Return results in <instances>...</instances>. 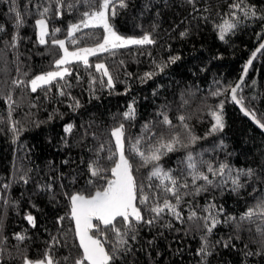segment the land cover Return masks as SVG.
Returning a JSON list of instances; mask_svg holds the SVG:
<instances>
[{
	"label": "trees",
	"instance_id": "trees-1",
	"mask_svg": "<svg viewBox=\"0 0 264 264\" xmlns=\"http://www.w3.org/2000/svg\"><path fill=\"white\" fill-rule=\"evenodd\" d=\"M235 2L195 0L193 5L188 0H125L124 8L117 3V14L109 19L115 30L121 34L151 33L155 42L128 45L113 50L114 54L89 57L92 67L72 61L67 65L72 74L65 80L58 79L32 92L30 86H17L12 81L24 80L27 84L32 75L55 66L60 49L51 44L53 38H63L69 47L93 44L99 40L102 27L82 28L73 34L78 43L72 44L67 37L69 25L89 10L88 3L66 0L75 7L72 10L62 7L63 14L57 15L54 0H0L3 29L0 31V264H24L25 256L30 260L42 257L51 236L60 239L51 253L57 264H73L82 250L75 237L70 201L65 193L84 190L87 195L93 190L86 184L91 178L87 164L95 159L93 150L101 143L115 150L110 130L123 123L125 154L137 184L159 183L155 178L148 180L152 166H143L141 159L128 148L142 135L145 139L141 151L156 144L161 134L165 139L179 134L187 143V133L178 119L181 115L186 117L183 123L200 139L163 156L160 164L172 169L174 175H182L181 182H188L190 187L182 192L194 193L195 188L187 174L191 170L186 162L182 163L188 153L197 162L202 159L213 167L225 163L232 169L251 168L255 175L241 177L245 186L233 192L230 181L218 188L214 185L220 177L208 174L214 185L199 195L184 196L180 205L184 223L165 213L151 226L139 225L136 240H129L132 251L121 255L115 264H264L261 243L264 238L256 231L260 220L245 224L238 233L239 239L230 241L234 247L227 248L216 241H228L229 236L235 237L237 233L230 223L218 224L207 237L210 245H215L207 258L197 254L205 232L195 224L201 222L187 220L190 208L203 215L201 210L210 201L223 206L226 214L239 216L264 198V131L233 102L229 88L264 37V19L260 18L264 14V0H244L243 6L254 5L257 10L255 17L247 18L240 9L229 8ZM44 7L50 8L46 18L51 35L46 37L49 42L41 45L35 32V19ZM12 8L16 11H10ZM232 11L236 12L235 17L227 15ZM17 12L23 21L19 25ZM237 17L240 22L236 28L221 40L218 25L225 19L235 21ZM57 28L61 31L53 33ZM185 31L187 34L181 36ZM173 56L180 59L168 63L163 71L157 69V64L166 63ZM251 59L247 74L243 72L237 99L243 97V106L254 111L264 123V49ZM96 63L107 66L114 87H109L107 77L95 70ZM147 72L155 74L142 79ZM61 89L65 95L60 94ZM216 91L221 94L212 95ZM77 101L79 107H74ZM221 103L225 127L209 134L214 123L210 112ZM130 104L135 108V116L125 120L123 113ZM161 112L172 121L171 128L160 123ZM149 123L152 128L146 132L143 126ZM68 124L73 125L70 133L64 130ZM106 155L107 152L100 153L101 157ZM101 163L104 167L112 166L106 159ZM198 167L206 171V165L198 164ZM96 184L99 188L103 181ZM158 191L145 187L149 195ZM168 198L172 199L170 194ZM141 211L145 212L143 206ZM28 214L35 217V227L25 219ZM62 216L67 218L57 224V217ZM219 219L223 221L225 215L221 214ZM169 222L171 227L167 226ZM17 234L25 239H17ZM107 235L105 248L111 249L115 240L112 234ZM248 252L253 254L247 255Z\"/></svg>",
	"mask_w": 264,
	"mask_h": 264
},
{
	"label": "snow or ice",
	"instance_id": "snow-or-ice-1",
	"mask_svg": "<svg viewBox=\"0 0 264 264\" xmlns=\"http://www.w3.org/2000/svg\"><path fill=\"white\" fill-rule=\"evenodd\" d=\"M56 5V14L62 15L60 11L62 7H67L72 10L75 7L74 3H66V0H54ZM86 2L89 5V10L82 13V18L79 23L71 24L67 31V37L72 44H77V40L73 34L80 31L82 28L89 27H102L104 35L100 42H97L94 47H77L74 51H69L65 46V40L55 39L51 40V44L57 45L59 49L63 50V55L54 60L55 70L47 71L41 74L35 75L27 84L24 80H13L12 83L20 86H30L32 92H36L37 89L44 86L51 85L54 81L65 80L67 76L71 75V71L67 65H70L72 61L82 62L87 67L93 65L89 62V57L97 56L101 53L113 52V50L126 47L128 45H148L153 44L155 41L152 39L151 33H145L139 38L124 37L119 35L114 26L109 22L110 17L116 16V4L118 3L121 8L126 7L125 0H76V3ZM189 3L195 4V0H188ZM244 5V0H237V2L229 5L230 9H240L243 12L244 17H255L257 10L254 5ZM10 11L15 12L16 9L12 8ZM50 8L44 7L40 12V17L35 21L38 27V42L41 45L47 44L49 41L46 39L51 33L48 29L47 14ZM17 15V25L23 21L19 12ZM227 15L235 17L236 12L232 11ZM261 19H264V14L261 15ZM239 18L235 21L232 19H225L224 22L218 25L220 31V39L224 40L225 34L236 28L239 23ZM0 27V31H2ZM60 29H54V32H59ZM187 32H181V36H185ZM17 37H13V47H15ZM264 49V42L260 43L255 52L252 53V57L255 58L256 53ZM179 56H173L166 63L157 64V69L163 71L167 67L168 63H175L179 60ZM123 63V62H121ZM252 64V59H249L244 66V74H247L248 67ZM95 70L102 74V77H107V85L114 87L113 78L108 71L107 66L104 63H96L94 65ZM155 73L147 72L142 79H150ZM27 75V74H25ZM95 77L92 79V83H95ZM104 83L103 80H101ZM243 82V76L236 85L229 86L232 100L241 105L242 111L246 116H250L255 123L264 129V123L257 119L254 111H249L243 106V97L237 99L238 90L241 89ZM228 89H224L227 91ZM61 95H65L63 89L60 90ZM220 91L213 92L212 95H220ZM11 101V96L8 97ZM74 107H79L77 101ZM214 123H212L209 134L222 131L225 127L223 119V104L221 103L216 110L210 112ZM163 116V120L160 123L172 127V121L168 118L165 112L159 113ZM135 116V108L133 105L128 106V111L123 113L125 120L133 119ZM178 119L182 122L183 128L187 133V143H184L179 134H174L165 139L161 134L156 144H152L148 147L147 151H141V142L145 139L142 135L134 142L130 143L128 151L137 155L143 162V166L151 165V170L148 174V180L152 181L154 178L159 183H149L146 186L138 185L133 175L132 164L129 162L126 156L125 146V130L124 124L120 123L119 126L110 130V135L115 139V150L111 146L106 148L105 143L99 144V147L95 150V159H92L87 164V170L91 178H89L86 184L90 190L87 195L84 194V190L74 193H65L70 201V217L75 223L74 233L78 239V247L82 250L79 257L73 261V264H115V261L123 254L132 251L129 240L135 241L139 232V225L151 226L160 221L164 214L171 215L175 220L184 223V216L180 210V205L183 202L184 196L195 194L199 195L201 192L207 191L208 186L214 185V181L209 179L211 174L213 177H220V180L215 183V187H222L229 181L232 185V191L238 192L245 185L241 183V177H252L255 175L253 169H232L225 163H220L217 167L207 161L200 160L197 162L191 153L185 157L182 163L186 162L187 169H190L187 174L191 176V183L195 185L194 193L187 191H181L182 189H188L190 185L183 179L182 175H174L172 169H165L160 160L168 153L175 152L179 148H187L189 144L195 143L199 137L193 135L188 128L187 123H183L186 117L181 115ZM146 132H150L152 125L146 124L143 126ZM73 129L72 124L65 126V132H71ZM15 131V127H13ZM107 152L106 157H101L100 153ZM106 159L111 163V167H104L101 160ZM199 165H206V171L199 170ZM226 177V178H225ZM102 180L103 185L97 187L96 181ZM197 181H203V184L197 185ZM167 182V183H166ZM51 189V185L48 186ZM145 187L149 189H157L158 192H153L151 195L145 192ZM170 196L172 199L168 198ZM174 201V202H173ZM141 206L145 209V212L141 211ZM204 214L199 215L196 209L190 208L187 216L188 221H200L196 223L197 229H203L205 235L201 237L202 244L198 250V255H202L204 258L212 255L210 248H214L215 245H210L208 235H210L213 229L218 224H232L233 231L237 233L235 237L229 236L228 241L218 240L216 244L223 243L225 248L230 245V241L233 238L239 239L238 233L244 228L245 224L256 223L260 220L261 223L256 224L257 233L264 238V198L259 200L254 206L246 208V210L239 216H233L224 212L223 206H217L214 202H209L202 210ZM224 214L225 219L221 221L220 215ZM150 216V218H148ZM67 216L57 217V224H61ZM25 219L32 225L36 226L35 217L31 214L26 215ZM95 221V223H94ZM171 227V222L167 224ZM250 230V229H249ZM108 233L112 234L115 240V244L111 249L105 248V242L108 241ZM16 238L24 240L25 236L17 234ZM48 243V248L45 249L43 256L36 260H30L27 256L24 257V264H57L54 260L52 249L60 244V239L56 236H51ZM149 244L152 241L148 242ZM264 245V239L261 241ZM247 248V245H245ZM247 255L253 253L248 252ZM65 260L68 257H64Z\"/></svg>",
	"mask_w": 264,
	"mask_h": 264
},
{
	"label": "rangeland",
	"instance_id": "rangeland-1",
	"mask_svg": "<svg viewBox=\"0 0 264 264\" xmlns=\"http://www.w3.org/2000/svg\"><path fill=\"white\" fill-rule=\"evenodd\" d=\"M39 18H41V17H40V16L37 17V18L35 19V21H36L37 19H39ZM80 20H81V19H80ZM80 20H78L77 22L71 23V24L79 23ZM71 24H70V25H71ZM70 25H69V26H70ZM38 31H39V30H38V27H37L36 24H35V32H36V36H37V38H38ZM117 33H118V32H117ZM118 34H119V35H122V36H124V37H135V38H139V37L143 36L145 33L140 34V35H134V34H121V33H118ZM103 35H104V30H103V28H102V32H101V36H100L99 40L96 41V42L93 43V44H86V45H81V46H76V47H69V46H66V44H65V46L68 47L69 51H74L77 47H81V48H84V47H94L95 44H96L97 42H100V41L102 40ZM58 39L64 40V39L61 38V37L58 38ZM61 55H63V50H62V49H60V53H59V55L56 57V59H58ZM52 70H55V66H54L53 68L49 69V70H46V71H43V72H38V73L32 75V76L29 78V80H30L31 78H33L35 75H37V74H41V73H44V72H47V71H52ZM29 80H28V81H29ZM114 127H117V126L115 125V126H113L112 128H114ZM113 140H114V145H115V139L113 138ZM72 193H74V192H72ZM73 224H74V227H75V223H74V221H73ZM39 258H41V257H39ZM39 258H34V259H31V260H36V259H39Z\"/></svg>",
	"mask_w": 264,
	"mask_h": 264
},
{
	"label": "water",
	"instance_id": "water-1",
	"mask_svg": "<svg viewBox=\"0 0 264 264\" xmlns=\"http://www.w3.org/2000/svg\"><path fill=\"white\" fill-rule=\"evenodd\" d=\"M264 42V37L262 38V40L259 42V44L253 49V51L251 52V54L249 55V57L247 58L245 64H243V67H242V70L240 72V75L238 77V79L236 80V82L233 84V87L236 85L237 82L240 81V78L241 76L243 75V70H244V66L247 64L248 60L252 58V53L256 51V49L259 47L260 43ZM230 95H231V98H232V94H231V91H230ZM240 109H241V105L240 104H237L235 101H233ZM245 108V107H244ZM242 111V109H241ZM244 113V111H242ZM251 120H253L250 116H248ZM253 122L255 123V121L253 120ZM256 124V123H255ZM257 125V124H256ZM258 126V125H257ZM259 127V126H258ZM260 128V127H259ZM264 131V129H262Z\"/></svg>",
	"mask_w": 264,
	"mask_h": 264
}]
</instances>
